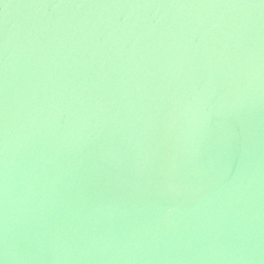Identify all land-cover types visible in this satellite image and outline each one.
Segmentation results:
<instances>
[{
	"label": "water",
	"instance_id": "obj_1",
	"mask_svg": "<svg viewBox=\"0 0 264 264\" xmlns=\"http://www.w3.org/2000/svg\"><path fill=\"white\" fill-rule=\"evenodd\" d=\"M32 2L0 0V264H264V9L32 10L27 55L18 21ZM125 13L176 24L124 42L109 25ZM201 20L227 43L208 67L179 38ZM26 79L37 101L21 111Z\"/></svg>",
	"mask_w": 264,
	"mask_h": 264
},
{
	"label": "snow or ice",
	"instance_id": "obj_2",
	"mask_svg": "<svg viewBox=\"0 0 264 264\" xmlns=\"http://www.w3.org/2000/svg\"><path fill=\"white\" fill-rule=\"evenodd\" d=\"M27 11L21 15L18 21L21 35V41L24 51L30 55L34 48L36 39L38 21L31 16L32 10L51 9H112V10H126V9H249L260 8L264 9V0H34V2L25 5ZM155 15V14H154ZM149 18L145 17L143 20L132 19L130 13H125L122 19H113L110 27L115 25L114 32L123 33V40L127 42L128 38L135 37L136 42L145 36H152L157 33L165 34L173 31V25L176 21L171 23H164L163 18H157L151 23H148ZM8 19L6 18L3 27L0 28V200L6 201L7 196V151H8V115H9V99H8V47H9V30ZM49 25L59 28L58 21H52L51 17L47 22ZM190 24V22H189ZM189 24L183 25L187 32L179 33V38L186 41L187 51L190 56L184 57L196 64L197 54H201L206 58L205 67L212 64V55L217 51L216 45L221 41L224 43L222 48L227 46L224 34L223 25L219 20L211 23L209 27H205L203 20L198 22L195 28H189ZM159 26V27H158ZM44 31L43 28L39 29ZM220 33V35H217ZM199 34V39H197ZM112 33H109L111 36ZM175 36L176 33H173ZM171 38V37H170ZM121 39V37H117ZM107 38L104 43L107 44ZM223 55V52L221 53ZM28 63V61H25ZM199 66V65H196ZM195 71V67L193 68ZM28 75H31L29 72ZM216 79L213 72L209 77L207 83L211 84ZM23 99L19 101V110L23 111L33 106L37 101V96L32 89L31 80H25L23 89ZM5 219H6V209Z\"/></svg>",
	"mask_w": 264,
	"mask_h": 264
},
{
	"label": "clouds",
	"instance_id": "obj_3",
	"mask_svg": "<svg viewBox=\"0 0 264 264\" xmlns=\"http://www.w3.org/2000/svg\"><path fill=\"white\" fill-rule=\"evenodd\" d=\"M5 257L7 258V254L5 255Z\"/></svg>",
	"mask_w": 264,
	"mask_h": 264
}]
</instances>
